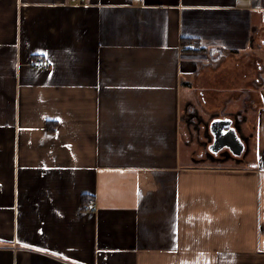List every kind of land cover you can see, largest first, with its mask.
I'll list each match as a JSON object with an SVG mask.
<instances>
[{
    "label": "crops",
    "instance_id": "0c3cea01",
    "mask_svg": "<svg viewBox=\"0 0 264 264\" xmlns=\"http://www.w3.org/2000/svg\"><path fill=\"white\" fill-rule=\"evenodd\" d=\"M262 49L264 0H0V264H264Z\"/></svg>",
    "mask_w": 264,
    "mask_h": 264
},
{
    "label": "rangeland",
    "instance_id": "374dc122",
    "mask_svg": "<svg viewBox=\"0 0 264 264\" xmlns=\"http://www.w3.org/2000/svg\"><path fill=\"white\" fill-rule=\"evenodd\" d=\"M259 51H261V50H259ZM261 56H262L263 62H264V49H262ZM223 63H224V65L222 66V68H223L222 70H224L223 73L222 72L219 73V71H220L219 70L215 75L219 76L221 73H222L221 76H226V75H229V74L232 75V70L235 68L234 64L231 65L232 62L230 61V59L224 61ZM217 97L221 98V95L219 94V95H217ZM198 107H199V110L202 113L201 115L206 116V114L203 113V111H204L203 108L200 105H198ZM217 116H218L217 114H212V118H216ZM198 121H199V123H197V124L199 125L198 127L200 129V133L198 131H195V137H194V140L192 142L193 143V147L195 149H199V146L201 145V142L202 141H207L209 138H207L206 136L210 135L207 123H204L203 121L201 122L200 120H198ZM207 121H209V118H208ZM251 127L252 126H250L249 129ZM251 129L254 130L255 127H252ZM254 132L257 133L256 130ZM245 138H246V141H247V147H246L244 153L242 154V156H243V161L246 162V163H249V161L257 160V154H258V151H259V149L261 147V143H260V139H253L251 137H245ZM206 144H207V142H206ZM200 152L201 151L198 150L199 154L197 156L198 157L204 156L205 159H199L198 161L201 162L203 160V162L208 164V160H207L208 159L207 158L208 153H207V151L203 150V152H201V153ZM190 155H191V151L188 152V156H190ZM221 163H225V165H229V164L236 165L238 162H236V160H234L232 158H227V159L223 160Z\"/></svg>",
    "mask_w": 264,
    "mask_h": 264
},
{
    "label": "water",
    "instance_id": "95a60500",
    "mask_svg": "<svg viewBox=\"0 0 264 264\" xmlns=\"http://www.w3.org/2000/svg\"><path fill=\"white\" fill-rule=\"evenodd\" d=\"M209 128L213 135L212 142L209 145L211 150L217 152L223 147H228L236 156H241L244 153L246 144L239 136L237 128L232 125V118H213Z\"/></svg>",
    "mask_w": 264,
    "mask_h": 264
},
{
    "label": "built area",
    "instance_id": "2783aa9c",
    "mask_svg": "<svg viewBox=\"0 0 264 264\" xmlns=\"http://www.w3.org/2000/svg\"><path fill=\"white\" fill-rule=\"evenodd\" d=\"M75 1H83V3L88 2L89 0H75ZM32 64L34 66L48 68L50 67V62L46 58L35 57L32 60ZM83 209L87 211H96L97 210V203L94 196L87 197L86 201L83 204Z\"/></svg>",
    "mask_w": 264,
    "mask_h": 264
},
{
    "label": "trees",
    "instance_id": "16d2710c",
    "mask_svg": "<svg viewBox=\"0 0 264 264\" xmlns=\"http://www.w3.org/2000/svg\"><path fill=\"white\" fill-rule=\"evenodd\" d=\"M188 41L189 40H187V39H182V44H183V46L185 47V45L188 43ZM199 123V122H198ZM199 126V125H198ZM206 133V132H205ZM207 138H209L207 141H204V147H207V144H206V142H211L212 140H211V136L209 135H207L206 136ZM206 149V148H205ZM204 149V150H205ZM205 151H207V153H208V155L210 156V157H215L209 150H205ZM220 151V150H219ZM218 156V159H222V158H224V159H227L228 157H231L232 155H231V153L230 152H224L223 154L222 153H220L219 152V154L217 155ZM226 157V158H225ZM263 164H264V151H263ZM87 198L86 197H84V201L86 200Z\"/></svg>",
    "mask_w": 264,
    "mask_h": 264
},
{
    "label": "flooded vegetation",
    "instance_id": "af4514ba",
    "mask_svg": "<svg viewBox=\"0 0 264 264\" xmlns=\"http://www.w3.org/2000/svg\"><path fill=\"white\" fill-rule=\"evenodd\" d=\"M223 119H225V118H223ZM223 121H225V120H223ZM232 125L233 126H235L236 128H237V126H236V124L233 122V120H232ZM238 129V128H237ZM212 142V141H211ZM221 151H219L220 153H224V152H230V153H232L231 151H230V149L228 148V147H223L222 149H220Z\"/></svg>",
    "mask_w": 264,
    "mask_h": 264
}]
</instances>
